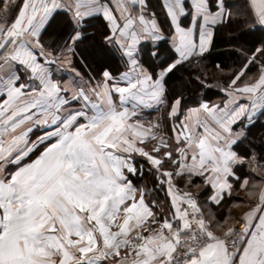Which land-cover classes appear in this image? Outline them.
Here are the masks:
<instances>
[{"label":"crops","instance_id":"1","mask_svg":"<svg viewBox=\"0 0 264 264\" xmlns=\"http://www.w3.org/2000/svg\"><path fill=\"white\" fill-rule=\"evenodd\" d=\"M235 2L0 0L1 18L11 15L0 20V200L9 191L10 176L37 147L44 146L33 160L47 150L45 159L55 160L53 146L62 144L60 150L68 155L79 145L80 204L66 206L64 216L55 213L53 221L56 235L80 244L68 249L79 263L71 258L65 264H168L170 252L185 237V210L191 195L203 189L197 207L211 241L191 264H264V200L221 204L233 185L231 170L237 159L232 145L243 135L236 126L247 127L264 109V64L257 57L263 44L247 56L221 104L202 102L182 111L175 129V141L181 142L176 158L164 151L165 144L150 129L151 120L140 121L142 114L159 111L167 74L176 65L208 53L231 13L245 9L251 13L253 27L264 31V0H240V7ZM57 16L67 19L74 31L61 56L46 51L41 42ZM93 18L106 21L108 41L126 66L118 74L102 72L104 81L97 84H90L76 69L72 55L84 24ZM165 50L171 52L168 60ZM158 62L164 64L160 69L155 66ZM252 64L258 69L250 82L233 86ZM178 113L177 100L169 114ZM25 128L29 131L24 134ZM79 134L84 138L78 140ZM14 141L20 149L9 148ZM28 144L34 147L26 151ZM141 160L151 169L147 170L150 179L134 183L141 177V167L136 165ZM246 184L247 179L242 180L240 188ZM261 184L260 197L264 195ZM88 193L93 204H88ZM37 206L32 204V209L39 210ZM219 206H226L223 213L218 212ZM233 218L255 225L237 258L216 239L221 234L214 228L229 225ZM42 222L33 219L36 228ZM0 245L1 259L12 256L8 243Z\"/></svg>","mask_w":264,"mask_h":264},{"label":"trees","instance_id":"2","mask_svg":"<svg viewBox=\"0 0 264 264\" xmlns=\"http://www.w3.org/2000/svg\"><path fill=\"white\" fill-rule=\"evenodd\" d=\"M227 3H230V1ZM235 3L239 7L241 6L240 0H236ZM17 4L18 2L15 5ZM14 7L12 5L11 12L14 10ZM239 9H242V7ZM244 10H240V12L234 14L231 13L228 16L226 24L218 28L212 48L208 53L194 56L190 60L176 65L167 74L165 79V98L164 102L160 105L159 111L156 114L154 113V115L151 112L142 114L140 121L151 120L150 122L153 127L150 129L156 134L158 140H161L165 144L164 151H168L172 159L176 158L181 151V142L177 143L175 141L177 134L175 129L176 123L183 113L182 111L189 107L200 105L202 102H208L212 105L221 104L225 99L226 91L232 86L231 81L238 74L247 56L254 52L259 43L263 44V49L258 53L257 57L260 58L261 64H264V31L253 27L251 13ZM56 18L62 21L65 30L57 34V37H55L58 38L57 41H53L55 39H52V32L49 29L54 19L50 22L46 31L41 36L42 46H44L46 51H54V47L58 42L60 47L63 46L74 34V31L71 29V23L67 19L62 16H57ZM3 19L9 20L11 19V15L7 18L6 16H2V18L0 16V20ZM107 27L106 21L102 18L89 20L82 28L84 31L82 37L74 44L75 48L72 54L74 66L79 72L89 78L88 82L90 84L102 83L104 80L101 73L104 71L118 74L126 68L122 58L108 41L109 30ZM240 27L244 28V31L235 35L238 47L232 44L234 38L227 36L226 33H233ZM48 37H51L50 41H47ZM84 44L88 45V50L81 53L80 46ZM243 49H245V52L242 51ZM95 52H99L100 54L106 52L105 59L103 58L101 61L96 60L94 56ZM164 54L168 60L171 52L170 50H165ZM163 65L159 62L155 64L157 69H160ZM257 69L258 66L255 64L247 66L244 74L234 82L233 86L244 85L250 82L248 78L254 75ZM181 80H184L183 88L179 87ZM177 100L179 102L180 113L176 117H172L169 114V110L173 102ZM236 127H240L243 130V135L232 145V150L237 159L231 170L234 174V179H231L233 185L231 192L226 198L224 197L221 204L262 203L264 195L260 197L258 192L262 187L260 182L264 183V109L257 114L253 122L247 127L244 128V123H239ZM43 148V145L37 147L35 152L31 153L25 162L32 161ZM136 165H138V168L141 167L142 173L141 177L134 179V183L146 182V180L148 182L150 178H148L149 174H147V170L151 171V169L147 163L141 160ZM199 179L203 180L202 177H199ZM244 179H247V184L241 189L239 184ZM148 184L152 185L151 183ZM153 185L155 184L153 183ZM192 194L194 195L192 196V202L197 207V204L200 203L199 199L204 195V189L198 194L195 192ZM225 208L226 206H219L217 210L223 213ZM233 220L234 218L231 224L234 222ZM202 231L207 233V230L203 229V227Z\"/></svg>","mask_w":264,"mask_h":264},{"label":"rangeland","instance_id":"3","mask_svg":"<svg viewBox=\"0 0 264 264\" xmlns=\"http://www.w3.org/2000/svg\"><path fill=\"white\" fill-rule=\"evenodd\" d=\"M60 21V19L55 18L50 25L49 30L52 32V39H55L53 41H57L58 38H55L57 34L65 30L64 25L60 24ZM57 24L62 26L57 28L59 26H57ZM243 31L244 28L240 27L235 32L226 33V35L232 36V38H234L232 44L239 47L235 35ZM47 39V41H50L51 37ZM57 45L54 47L57 56L64 55L66 48ZM85 50H88L87 44L80 46L81 53ZM244 50L245 49L242 51ZM94 56L96 60L101 61L103 58L105 59L106 52L102 54L95 52ZM183 85L184 80H181V85L179 87L183 88ZM5 108L9 109V106ZM31 117L32 115L28 116V118ZM10 121L11 119L6 120V122ZM28 131L29 130H26V128L23 130L24 134ZM81 135L77 136L78 140L85 136L83 135L81 137ZM15 141L12 142L15 145L12 143L8 145L9 148H13L14 150L20 149V144H16ZM33 147L34 146L28 144L26 146V151L29 148L32 150ZM79 147V145H77V147L73 146L71 148L72 151H69L67 155L64 151L60 150L64 148L62 144L57 145L55 148L53 146L51 152L58 154H55L57 156L55 160L54 157L50 160L47 158L45 159V155L49 152L47 150L43 153L42 158L26 162L10 176L8 179L9 191H7L0 200V216L3 220L0 223V242H2L3 246H7L6 243H8V252H10L12 256L0 258V264H65V260L71 258H73L74 262L79 263V259L77 260L74 258L73 254L68 250L71 244L76 248L80 247L79 241L72 242L70 240H62L60 234H55L53 225L55 213L64 216L66 206L70 208L72 204H74V206L75 204H80V198L83 192V179L80 175L81 171L79 166L81 155ZM98 148L100 149L99 146ZM14 160L16 161V159ZM255 189H257V187H255ZM90 194L91 193H88V204H93V197ZM192 201L193 200L189 201L188 204H192L195 208L199 209ZM32 204H38L37 207H39V210L38 208L35 210L32 209ZM41 208L45 209L43 210ZM48 210L50 214H47ZM34 211L35 215H33ZM34 218L35 220H37V218L43 219V222L37 226L38 228L33 224ZM29 221L31 222L28 225ZM19 222H21V224H18ZM230 225L232 224H221L214 227L215 230L221 234L216 238L217 240L221 241L222 237L230 230ZM61 229L65 230V227ZM6 239H8V241H6Z\"/></svg>","mask_w":264,"mask_h":264},{"label":"built area","instance_id":"4","mask_svg":"<svg viewBox=\"0 0 264 264\" xmlns=\"http://www.w3.org/2000/svg\"><path fill=\"white\" fill-rule=\"evenodd\" d=\"M185 218L187 220L185 237L170 253L168 264H191L211 241V236L202 231L204 218L199 209L188 204ZM254 228V224L248 225L240 218L234 220L230 230L221 239L226 251L237 258L253 234Z\"/></svg>","mask_w":264,"mask_h":264}]
</instances>
